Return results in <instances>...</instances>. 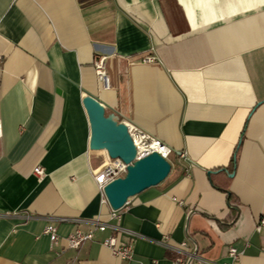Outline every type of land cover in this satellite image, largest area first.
<instances>
[{"label": "crops", "instance_id": "1", "mask_svg": "<svg viewBox=\"0 0 264 264\" xmlns=\"http://www.w3.org/2000/svg\"><path fill=\"white\" fill-rule=\"evenodd\" d=\"M84 94L172 150L117 217ZM0 129V264H171L184 241L200 264H264V0H0ZM49 216L67 219L57 246ZM97 218L109 227L66 247Z\"/></svg>", "mask_w": 264, "mask_h": 264}, {"label": "water", "instance_id": "2", "mask_svg": "<svg viewBox=\"0 0 264 264\" xmlns=\"http://www.w3.org/2000/svg\"><path fill=\"white\" fill-rule=\"evenodd\" d=\"M81 102L90 126L89 153L127 164L123 176L108 181L102 188L112 210L122 208L128 198L167 178L171 170L168 159L156 151L137 157L126 123L116 114L107 113L103 104L89 94H84Z\"/></svg>", "mask_w": 264, "mask_h": 264}, {"label": "built area", "instance_id": "3", "mask_svg": "<svg viewBox=\"0 0 264 264\" xmlns=\"http://www.w3.org/2000/svg\"><path fill=\"white\" fill-rule=\"evenodd\" d=\"M150 59L151 58H147V60ZM93 68L98 80L102 83L103 86H107L108 77L106 72L104 55L96 54L94 56ZM126 125L137 148V157L146 155L152 151H156L166 159L169 157L172 150L163 141L150 136L149 134L143 132L136 126L129 125L128 123H126ZM0 136H1V129H0ZM126 166L127 164L120 159L111 160L108 161L106 164H104L99 170L96 171L94 175V178L99 188L102 189L103 185L108 181L116 177L123 176L124 173L126 172ZM34 172L38 176H42L44 174L43 168L41 166H36L34 168ZM110 215L112 217H117L118 215L117 210H112ZM66 220L67 219L65 218H55L52 216L47 217L46 223L43 227V233L49 237L52 246H57L60 242V236L57 232V227H56L57 222L66 221ZM107 227H109V225L100 221L98 218L92 220L90 229L86 231L81 229H76L66 236L65 238L66 247L71 249H77L83 243L92 239L94 229L104 231ZM263 227H264V215L260 216L257 219L256 230L260 231ZM167 240H168V236H164V242ZM102 244L108 247L114 256H117L121 259H130L132 257V247L128 244L118 243L114 236L111 235L107 236L102 240ZM167 247L171 248L176 253L172 259L171 264H189L190 261L193 259L197 264L203 262L202 259L195 257V252L193 253L189 252L187 243L185 241L181 242L180 244H177L176 246L171 247L167 245ZM228 255L233 260H236L238 258L239 252L236 250L234 246H229Z\"/></svg>", "mask_w": 264, "mask_h": 264}, {"label": "trees", "instance_id": "4", "mask_svg": "<svg viewBox=\"0 0 264 264\" xmlns=\"http://www.w3.org/2000/svg\"><path fill=\"white\" fill-rule=\"evenodd\" d=\"M167 159H168V161H169V163H170V165H171V170H172V168H173V163H172L170 157H168ZM171 170H170V171H171Z\"/></svg>", "mask_w": 264, "mask_h": 264}]
</instances>
